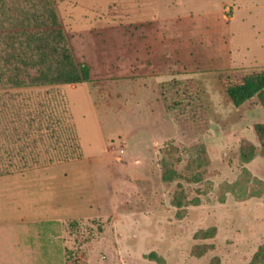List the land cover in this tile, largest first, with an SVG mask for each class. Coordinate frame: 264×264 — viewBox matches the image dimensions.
I'll return each mask as SVG.
<instances>
[{
  "label": "rangeland",
  "instance_id": "1",
  "mask_svg": "<svg viewBox=\"0 0 264 264\" xmlns=\"http://www.w3.org/2000/svg\"><path fill=\"white\" fill-rule=\"evenodd\" d=\"M57 3L78 63L90 67V81L51 90L0 92V142L11 141V148L30 147L29 140L36 141L37 150L33 147L31 152L39 153L42 163L45 155L38 145L46 132L30 129L23 121L34 122L38 128L45 116L37 112L38 102L46 104L49 98L64 96L84 158L42 171L39 189L43 198L48 190L49 219L57 217V211L68 217L92 215L59 224L54 238L61 242L64 264H264V257L255 258L264 246V156L259 150L252 162H241L244 141L260 148L254 126L264 124V109L258 101L235 109L225 104L214 85L202 81L214 107L206 110L193 80L180 89L179 80L185 74L181 70L170 89V108L175 109L162 111L158 101L162 103L163 97L153 87L155 78L140 68L134 71L138 77L130 81L105 77L115 66L109 60L116 36L107 37L106 60L91 34L98 19L120 23L140 15L156 16L163 24L180 25L178 36L193 41L225 39L234 57L232 69L264 71V0ZM140 55L145 60L146 55ZM51 109L49 118L61 117V107ZM10 110L11 116L6 115ZM8 120H16L23 134L20 139L3 126ZM26 132L28 143L22 138ZM201 144L210 165L201 183H189L185 147ZM170 146L178 149L173 156L164 152ZM27 149L13 153L28 155ZM164 159L174 164L177 160L174 166L182 179L169 184L162 180ZM244 170L251 175L247 185L242 183ZM226 184L240 185L232 191L224 188ZM179 195L185 203H199L178 209L173 201Z\"/></svg>",
  "mask_w": 264,
  "mask_h": 264
},
{
  "label": "trees",
  "instance_id": "2",
  "mask_svg": "<svg viewBox=\"0 0 264 264\" xmlns=\"http://www.w3.org/2000/svg\"><path fill=\"white\" fill-rule=\"evenodd\" d=\"M89 81L90 67L79 64L75 57L57 0H0V92L34 88L51 90L67 85L78 86ZM219 81L227 103L237 109H244L250 102L257 100L264 109V71H252L248 74L222 73ZM55 95L60 97L59 94ZM41 103L37 104V112L45 116L40 118L38 128L34 122L28 125L30 129L46 132L40 136L45 155L43 165L52 166L82 159L81 147L64 96L61 95L57 100L55 97L49 98L46 104ZM24 106L28 108L27 104ZM53 107L62 108L61 117L56 120L53 115L49 118L48 114ZM11 113L12 110L5 114L11 116ZM5 127L18 134L19 139L23 135L15 122H10ZM254 131L260 148L244 141L241 145L243 164L252 162L259 150L264 156V124H256ZM24 136H29V132ZM30 146L37 148L36 141ZM177 151L175 146H170L164 152L173 156ZM185 155L188 157V171L191 172L185 180L189 183H201L206 168L210 165L205 145L185 147ZM8 156L5 158L0 155V177L10 174L12 169H26L42 164L39 153L31 151L28 155L11 152ZM175 164L170 159L162 161V180L165 183L183 178ZM243 177L242 183L247 185L250 173L244 170ZM238 185L226 184L224 188L235 191ZM181 196L173 201V206L178 209L199 203L198 200L185 203ZM255 196L260 195L251 194V197ZM74 223L76 222H71ZM59 227L58 223L42 225L37 236L32 235L31 231L17 235L0 231V264H64L61 242L54 238ZM14 248H18V251ZM259 251L256 260L264 257V246Z\"/></svg>",
  "mask_w": 264,
  "mask_h": 264
},
{
  "label": "crops",
  "instance_id": "3",
  "mask_svg": "<svg viewBox=\"0 0 264 264\" xmlns=\"http://www.w3.org/2000/svg\"><path fill=\"white\" fill-rule=\"evenodd\" d=\"M96 21L95 27L91 29V34L96 45L99 46L101 54L107 57L106 60L109 57L107 37L115 33L117 38L114 40V50L110 52L112 60H109L112 63L114 62L115 66L111 67L112 69L106 73L105 77L113 80L130 81L138 77L134 75V71L140 68L146 75H151L155 78L153 87L163 97L162 103L158 101L162 111L175 109L173 107L170 108V105L173 103V100L170 98V89L177 78V72L181 70L185 74L193 75V77L181 74L179 81L183 85H180V89H185L187 82L193 80L201 92L202 105H204L206 110H213L214 107L213 102L210 101L207 86L202 81H208V83L214 85L213 87L217 88L225 104L232 105L226 102V97L219 81L220 74H248L252 72L231 68L234 57L232 52L229 51L225 39L218 38L215 42V39L211 37L209 39L208 37H198L193 41L190 37L178 36L176 32L177 30H181L178 29L180 25L170 26L169 24H163L160 17L154 16L150 19L140 15L135 21L125 19V21H120V23H109L102 19ZM205 41L207 42L205 43ZM140 52L146 55L145 60L143 58L139 59L141 56ZM119 72L123 74L118 76ZM214 82L216 83L213 84ZM235 109L237 108L235 107ZM172 117L174 121V113ZM6 122L10 125V122L16 123V120H8ZM23 122L29 124L31 121ZM5 125L6 123L3 124V126ZM22 138L28 143L27 140L30 137L27 138L25 136ZM9 142H0V155L5 156V158L9 157V153L15 152L19 148L21 150L28 148L27 151H34L32 146L27 147V145L9 148ZM29 144H32L31 140H29ZM38 146V149L44 150L42 142ZM53 166L55 165L28 167L18 172L12 169L10 174L0 177V231L9 234L16 233V235L17 233L31 231L32 235L37 236L39 234L38 231L42 230L40 228L42 225L48 223L61 224L92 216L82 215L81 217V215H77L68 217L66 212L60 211L61 213H59L57 211V217H53L52 219L46 217L48 215L46 208L49 207L48 190L45 191L47 193L43 198L41 193L43 191L39 189V186L43 183L42 171ZM110 167H112V162L106 165V169L109 170L111 169ZM19 189H25L26 194H22V190L19 192ZM99 211H102V208ZM14 250L18 251V248H14Z\"/></svg>",
  "mask_w": 264,
  "mask_h": 264
}]
</instances>
